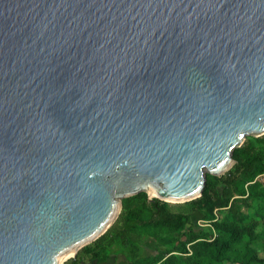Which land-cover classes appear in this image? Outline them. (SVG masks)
I'll return each instance as SVG.
<instances>
[{
  "label": "water",
  "instance_id": "obj_1",
  "mask_svg": "<svg viewBox=\"0 0 264 264\" xmlns=\"http://www.w3.org/2000/svg\"><path fill=\"white\" fill-rule=\"evenodd\" d=\"M263 133L264 0H0V264L198 197Z\"/></svg>",
  "mask_w": 264,
  "mask_h": 264
},
{
  "label": "trees",
  "instance_id": "obj_2",
  "mask_svg": "<svg viewBox=\"0 0 264 264\" xmlns=\"http://www.w3.org/2000/svg\"><path fill=\"white\" fill-rule=\"evenodd\" d=\"M232 156L223 174L206 173L201 195L187 209L149 200L145 191L122 198L114 222L63 264H83L85 257L108 264L118 254L128 264H264V225L254 229L259 218L264 222V133L247 136ZM243 209H252L249 227Z\"/></svg>",
  "mask_w": 264,
  "mask_h": 264
},
{
  "label": "rangeland",
  "instance_id": "obj_3",
  "mask_svg": "<svg viewBox=\"0 0 264 264\" xmlns=\"http://www.w3.org/2000/svg\"><path fill=\"white\" fill-rule=\"evenodd\" d=\"M221 188H222V184H219L218 185V189L220 190ZM167 202L169 203V206L171 208H173V209H183L184 210V209H187L188 206H189V202L188 201H183V202L167 201ZM222 211H223L222 209L218 210L217 214L221 215ZM243 213L246 216H245V218L242 219V223H244L246 226L249 227L252 224V222L255 221L254 217H253L252 209H249V210L248 209H243ZM256 219H258V218L256 217ZM198 224L204 225V224H208V223H206L203 220L199 219L198 220ZM263 225H264V222L262 221V219L259 218L258 221L256 222V224L254 225L255 231L262 229ZM81 248H79V249H81ZM259 254L263 255L264 254V250H260ZM83 264H95V263L93 261L92 262L88 261L86 259V257H85ZM108 264H128V262L124 259V257L121 254L120 255L118 254L117 257H115L114 260L113 259H109L108 260Z\"/></svg>",
  "mask_w": 264,
  "mask_h": 264
}]
</instances>
